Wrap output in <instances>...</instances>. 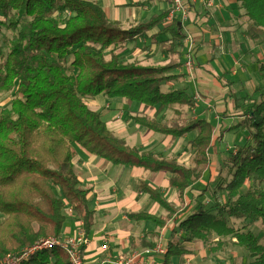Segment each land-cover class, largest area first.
<instances>
[{
  "label": "trees",
  "instance_id": "16d2710c",
  "mask_svg": "<svg viewBox=\"0 0 264 264\" xmlns=\"http://www.w3.org/2000/svg\"><path fill=\"white\" fill-rule=\"evenodd\" d=\"M237 1L264 40V0ZM168 13L122 28L118 21L106 17L99 0H0V98L14 92L9 107L0 108V213L5 216L0 222V260L41 237L59 236L66 205L83 215L86 230H90L93 211L72 163L76 146L113 164L164 171L179 193L202 175L214 131L211 121L195 119L180 125L148 116L133 117L146 129L174 137L197 129L190 141L194 165L186 167L175 158L130 147L107 128L99 112L85 103V97L100 93L145 107L192 103L184 89L161 91L163 82L177 77L169 72L178 62L144 65L138 60L127 61L113 51L144 35ZM3 27L11 36L4 34ZM161 32L170 34L162 44L176 54L183 34L174 22ZM262 71L264 62L257 63V72ZM260 89L259 99L243 114L242 123L248 127L251 141L229 150L231 178L224 182L222 178L218 184L226 199L215 202L216 213L196 202L193 212L179 222L182 239L168 242L163 264H170L172 257L187 251L182 242L209 241L213 234L233 235L244 246L250 260L239 264H264V235L261 241L249 228L257 220L264 228V190L254 186L264 183V87L257 92ZM248 179L252 185L244 191ZM140 188L173 212L156 190L146 184ZM130 216L154 219L145 214ZM225 216L249 222L235 228ZM21 264L70 263L60 248H52L37 252Z\"/></svg>",
  "mask_w": 264,
  "mask_h": 264
},
{
  "label": "crops",
  "instance_id": "0c3cea01",
  "mask_svg": "<svg viewBox=\"0 0 264 264\" xmlns=\"http://www.w3.org/2000/svg\"><path fill=\"white\" fill-rule=\"evenodd\" d=\"M238 3L237 0H199L187 10L186 19H182L181 15L172 11L170 0H99L106 17L118 21L122 28L146 22L153 15L169 12L158 25L146 31L144 35L113 51L127 61L138 60L144 65L178 62L177 67L169 72L170 75L177 77L163 82L161 91L165 93L172 89H184L193 101L190 105L174 103L162 107L158 105L145 107L136 101L128 103L123 98L108 97L100 93L85 97L88 107L99 112L107 128L115 136L123 138L130 147H137L140 152H151L166 159L175 158L179 164L186 167L194 165V152L190 147V141L197 135V129L174 137L146 129L136 123L133 117L148 116L159 122L171 120L180 125L195 119H205L212 122L214 131L207 151V166L202 175L191 182L182 193L170 185L168 174L164 171L113 164L102 157L88 153L79 146L75 147L72 163L80 185L87 190L86 198L88 207L93 211V220L90 230L87 231L83 215L66 205L63 209L65 221L59 236L73 235L78 229L83 230L89 240L83 249L85 264H97L106 256L116 257L120 254L128 255L132 251H141L154 246L158 240H161L167 250L170 240L182 239L183 231L178 227L179 222L193 212L197 201L204 205L202 199H196L206 189L203 186H208L207 182L204 183V178L211 181L215 173H220L218 166L214 164L215 157L218 153L230 149L231 142L235 144L243 141L239 135L245 130L249 131L242 123L244 112L239 114L240 112L236 110L240 101L235 96L228 95L229 78L233 79L231 84L237 90H240L238 85L242 81L247 88L251 86L253 90L249 97L251 99H254L261 85L257 84L254 88L253 80H241L245 74L250 73H247L246 68L249 69L247 64L253 63L236 58L235 50L237 48L246 50V46L247 52H250L254 46H249L245 41L236 38L240 32L237 31L240 28L238 23L244 19V12ZM172 22L183 34L180 45L175 49L176 54L167 51L166 45L162 44L171 36L161 30ZM189 39L193 41L194 48V64L191 68L185 65ZM111 49L112 46L108 48V52ZM255 60V73L264 74V71L257 72L256 68L257 63L264 62V59L257 56ZM257 78L263 83L264 77ZM212 109L215 112L216 109L226 110L229 117L217 125L211 119L214 112ZM231 132L236 133L231 134ZM225 141L224 146L220 145ZM141 184L156 190L173 212L170 213L163 205L156 202L150 193L142 191ZM212 196L217 201V194L214 196L212 193ZM130 214H145L153 216L154 219L135 218ZM214 235L209 241L182 242L187 251L178 257H172L170 264H205L206 259L217 262L216 258H221V251L214 252L216 249H212L216 243L211 244L212 246H209V243L223 241L229 235L222 237L216 235L214 237ZM105 243L107 249H101V244ZM165 252L154 255L152 264H163ZM173 258L176 259L174 263ZM235 259L233 256L232 260ZM239 263L235 261L232 264Z\"/></svg>",
  "mask_w": 264,
  "mask_h": 264
},
{
  "label": "rangeland",
  "instance_id": "374dc122",
  "mask_svg": "<svg viewBox=\"0 0 264 264\" xmlns=\"http://www.w3.org/2000/svg\"><path fill=\"white\" fill-rule=\"evenodd\" d=\"M238 4L240 5V3H238ZM240 8H242V7L240 6ZM242 10L244 12L243 8H242ZM243 16H244V19L238 23V25H240V28L237 29V31L240 30V32H239V36H236V38H238L239 41H245L249 46H254V48H251V51H250L251 53L247 52V47L245 45L244 46H245L246 50H244V49L241 50L240 48H237V50H235L236 58H238V59L242 58L241 61H243V59H244V61L245 62L247 61V63H248V61H251L253 63L252 65H251V63L247 64V65H249V69L246 68V70H247V73H249V72L250 73L245 74L243 76V78H241V80L243 79L245 81L247 79L248 80L251 79V81L253 80L252 86H254V88L257 84L258 85L261 84L260 87H264V80H263V83H261V81L258 80V78H257V77H259L260 79H262L264 77V74H256L255 73V65H254V63L256 61L255 59L257 56H259V58L264 59V40L261 39V36H263V35H262L261 30L258 27L254 26L251 23V21L248 19L247 16H245L244 14H243ZM3 32L6 36H11L10 31H8V29H6L5 27H3ZM256 34H259L260 38L259 37L253 38L254 35H256ZM1 37L2 36L0 35V39H1ZM106 57L107 58L109 57L108 51H106ZM70 59H71V57L68 58V62L70 61ZM157 61L160 62L161 59H157ZM247 65H246V67H247ZM256 68H257V65H256ZM231 80H233V79L229 78V80H227V81H230V83L228 84V85H230V87L228 89V95L229 96H235V98L238 101H240L241 105L239 103V105H237L238 108H236V110H238V112H240L239 114H243L245 109L248 106H250V104L254 100L259 99V92L261 91V89L254 95V99H251V98H249L253 92V90L251 89V86H248L249 88H247L246 85L244 84V82L242 81L238 85L240 90L239 89L237 90L235 87L232 86ZM242 84H244L243 87H242ZM228 95H227V97H229ZM13 97H14L13 91H10V92L3 94L0 98V108L9 107L10 101ZM213 111L214 112H212V116H211L212 118L211 119L217 125L220 124V122L222 120H225L229 117V115H227L226 110L223 111L221 109H216V112H215V110H213ZM214 115H216L218 117L215 118V117H213ZM236 116H238V115H236ZM240 131H242L241 128H240ZM235 133L236 132H231V134H235ZM229 136H233V135H229ZM240 136L243 138V141H241L240 143L235 142V144H233V142L230 141L232 143V145L229 144L231 148L228 147L230 149H228L227 151L224 150L223 152L218 153V156L215 157L216 161L214 160V164H216L218 166L220 173L219 174L215 173L211 181H207V178L205 177L204 183L207 182L208 186L204 185L203 187H206V189L202 191V194L199 195V197L198 196L196 197V199H202L204 202V206L208 209V211H210L212 213H216V211H217V208L215 207L216 201L214 200V197L212 196V193H213L212 189L216 188V190H217L216 200L219 203L224 202V200L226 199V197H225L226 194H225L224 189L223 190L219 189L218 184L222 178H223V182L225 181V179L229 180L231 178L230 176H228V168L230 165V163H229L230 157L229 156L231 155L229 150H231V149L235 150L234 147L236 146V143L243 144V143L251 141L250 132L248 130H245L244 132H242V135H239V137ZM225 143H226V141L221 142L220 145L222 144L224 146ZM250 185H252L251 179L246 180L245 185L243 186V188H244L243 190L245 191ZM254 186L258 189L264 190V183L255 184ZM4 217L5 216L0 213V222L4 219ZM245 222L247 223V222H249V220L241 219V220H236V221H229V224L230 225L233 224V226H235V228H239ZM249 228L255 234H257L258 237H260L261 241H263L262 236L264 235V228L261 226L260 220L254 221L249 226ZM47 236H53V235H47ZM47 236H45V237H47ZM214 237H215V235H214ZM211 238H212V236H211ZM232 239H234V236L229 235L228 237H225V239L223 241L210 242L209 246H212L211 244L216 243V246H214L212 250L216 249L214 252H217V250H220L221 251V258H218V259L216 258L217 262H214V261L210 262L208 259H206L205 264H232L235 261L237 263H239L241 261H243V262L249 261L250 257H249L248 252L244 248V246L239 245L235 239L233 242ZM25 246H27V245H25ZM233 256L236 258L235 260H232ZM246 256H247V258H246ZM173 259H174V260H172L173 263L176 262V259L175 258H173Z\"/></svg>",
  "mask_w": 264,
  "mask_h": 264
},
{
  "label": "built area",
  "instance_id": "2783aa9c",
  "mask_svg": "<svg viewBox=\"0 0 264 264\" xmlns=\"http://www.w3.org/2000/svg\"><path fill=\"white\" fill-rule=\"evenodd\" d=\"M197 1L199 0H170L172 11L181 15L182 19H186L187 10ZM193 49V41L189 39L185 55V65L188 68H191L194 64ZM88 243L89 240L82 229H78L73 235L42 237L17 251L6 253L0 260V264H20L37 252L52 248H60L67 256L70 264H85L83 249ZM101 249L106 250L107 244H101ZM165 250L166 247L161 240H158L152 247L141 251H132L128 255L106 256L97 264H152L154 255L163 254Z\"/></svg>",
  "mask_w": 264,
  "mask_h": 264
}]
</instances>
